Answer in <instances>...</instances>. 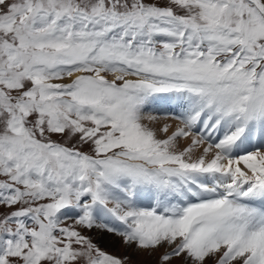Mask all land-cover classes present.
Returning a JSON list of instances; mask_svg holds the SVG:
<instances>
[{
    "label": "snow or ice",
    "instance_id": "1",
    "mask_svg": "<svg viewBox=\"0 0 264 264\" xmlns=\"http://www.w3.org/2000/svg\"><path fill=\"white\" fill-rule=\"evenodd\" d=\"M0 264H264V0H0Z\"/></svg>",
    "mask_w": 264,
    "mask_h": 264
},
{
    "label": "bare ground",
    "instance_id": "2",
    "mask_svg": "<svg viewBox=\"0 0 264 264\" xmlns=\"http://www.w3.org/2000/svg\"><path fill=\"white\" fill-rule=\"evenodd\" d=\"M181 108L178 107V105L172 101H166L162 98H157L155 101H153L147 108L146 112H151L153 114H159V125H163L164 123H167L170 125L169 134L171 131L175 130L177 126H179L180 121L175 119L176 111L180 110ZM169 110V111H168ZM169 112V113H168ZM158 136L163 138L164 134L158 132ZM178 145L180 148L186 147L189 143V139H180L178 140ZM201 149L197 148L194 150V154H199ZM105 244H112L111 240H107L104 242ZM119 250L123 251V248L119 246ZM142 259H144L142 257Z\"/></svg>",
    "mask_w": 264,
    "mask_h": 264
},
{
    "label": "rangeland",
    "instance_id": "3",
    "mask_svg": "<svg viewBox=\"0 0 264 264\" xmlns=\"http://www.w3.org/2000/svg\"><path fill=\"white\" fill-rule=\"evenodd\" d=\"M162 99L165 100V98H162ZM168 111H169V110H168ZM181 111H182V109L177 110L175 114L178 115ZM168 113H169V112H168ZM156 115H158V117H159V114H156ZM159 118H160V117H159ZM82 150L87 151V148L82 149ZM85 234H88V233H85ZM100 246H101L102 248H104V250L109 251V252H111V253H113V254H120V253L123 252V251L119 250V247H118V246L113 247L112 244L101 243ZM143 258H144V257H143ZM144 259H146V258H144Z\"/></svg>",
    "mask_w": 264,
    "mask_h": 264
}]
</instances>
